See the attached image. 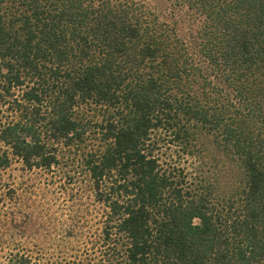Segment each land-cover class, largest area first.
Returning a JSON list of instances; mask_svg holds the SVG:
<instances>
[{"label":"trees","instance_id":"16d2710c","mask_svg":"<svg viewBox=\"0 0 264 264\" xmlns=\"http://www.w3.org/2000/svg\"><path fill=\"white\" fill-rule=\"evenodd\" d=\"M176 1L198 58L137 0H0V170L68 151L100 208L68 264H264V0Z\"/></svg>","mask_w":264,"mask_h":264},{"label":"rangeland","instance_id":"374dc122","mask_svg":"<svg viewBox=\"0 0 264 264\" xmlns=\"http://www.w3.org/2000/svg\"><path fill=\"white\" fill-rule=\"evenodd\" d=\"M137 1L161 22L176 26L197 56L201 16L176 0ZM81 165L66 151L50 169H27L14 158L0 170V264H68L88 257L101 214Z\"/></svg>","mask_w":264,"mask_h":264}]
</instances>
